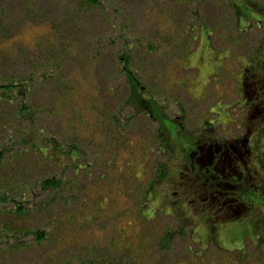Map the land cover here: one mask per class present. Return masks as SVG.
Masks as SVG:
<instances>
[{
    "label": "rangeland",
    "instance_id": "obj_1",
    "mask_svg": "<svg viewBox=\"0 0 264 264\" xmlns=\"http://www.w3.org/2000/svg\"><path fill=\"white\" fill-rule=\"evenodd\" d=\"M254 1L264 8V0ZM15 2L7 9L10 14L14 9L12 15L20 19L19 27L22 31L28 30L25 41H32L28 45L33 49L38 38L47 31L46 27L58 21L61 3L45 0L37 7V3L25 2L32 8L30 13V6L26 9ZM201 2L110 0L106 8L76 13L73 21H68L65 27L59 26L53 51L31 50L32 60L20 62L18 58L22 54L26 56L23 50L26 44H20L13 49L11 63L0 68L4 75L19 76L42 59L49 67L56 60L63 62L55 74L60 78L43 83L38 92L37 102L43 112L40 124L59 140L80 146L88 153L92 164L87 174L86 164L79 161L83 170L76 174L75 170L67 168L71 163L68 157H64L63 167L56 168L51 163L40 165L31 154L25 160L27 165L17 170L21 177L6 165L0 168L2 189L10 181L18 183L16 186L20 188L30 189L24 175L43 179L65 172L67 176L64 192L69 201L61 210H67L65 217L73 214L74 222L56 223L48 216H30L22 221L25 227L46 228L55 235L53 244L39 252L42 259L39 264H51L47 258L52 255L95 254L98 259L110 261L116 244L138 236L139 229L132 230L129 222L134 224L132 215L141 205L145 188L153 180L160 161L167 178L157 185L155 194L150 192L154 201L143 214L151 215L160 205L166 215L174 216L182 208L181 201L185 197L186 207L192 208L187 217L194 227L187 230L186 236L176 237L170 252H162L157 244L159 235L168 228L179 227L173 218L162 215L161 223L145 240V257H139L140 264H232L231 261L240 259L245 245L249 253L256 252L253 248L264 235V183L254 178L252 190L248 191L246 185L241 186L239 174L232 173L224 177V183L217 184L223 195L220 201L208 199L204 190L200 202L196 186H191L196 180L188 182L190 193L176 188L180 183L179 173L199 137L229 139L241 134L245 124L252 126V134L264 125V102L252 107L248 115L242 108L243 103H238L241 94H247L248 100L252 98L248 81L241 78L244 68L264 58V15L254 12L246 0H204L200 6ZM231 4L236 5L239 18ZM125 41L136 76L145 91L143 99L153 100L152 113L156 121L149 113L124 107L130 91L124 75L120 74L118 58ZM251 58H255L253 62ZM255 72L262 74L258 68ZM243 87L246 89L241 92ZM112 114L120 121L114 123L110 118ZM6 118L10 121L8 116ZM158 126L165 133L161 144L156 138ZM253 143L257 146L255 159L244 158L242 166H248L252 175L264 178V136L255 138ZM153 144L155 153L147 156L146 150ZM158 147L164 151L171 147V154L158 153ZM172 185L179 191L176 195L175 189L170 188ZM104 195L108 198L102 205L107 203L104 208L96 203L91 204V208L84 205V199L99 200ZM218 204L228 205V208L221 211ZM89 213L92 219L85 222L82 217ZM226 216L233 218L225 222ZM5 223V220L0 222V231ZM135 224L141 227V223L135 221ZM193 228L194 240L190 237ZM215 249L234 252L216 254L211 260L193 255L194 252L196 256L215 254ZM260 252L264 253V248ZM255 255L247 264H264V256ZM33 256L29 250L6 253L0 257V264H30ZM236 264L246 262L236 261Z\"/></svg>",
    "mask_w": 264,
    "mask_h": 264
},
{
    "label": "trees",
    "instance_id": "obj_2",
    "mask_svg": "<svg viewBox=\"0 0 264 264\" xmlns=\"http://www.w3.org/2000/svg\"><path fill=\"white\" fill-rule=\"evenodd\" d=\"M14 1L18 2L19 6L27 9V7L30 6L28 5L30 2H32V4L37 3V7H39L42 6L45 0H0V68H2L4 64L7 65L11 63L10 60L14 59L12 57L13 49L20 44H26L23 48L26 56L22 54V56L18 58V61L20 62L27 63L32 60L29 56L31 50H37L40 51V53H42L41 51L46 50L53 51L54 45L56 46L57 29H59V26L65 27L68 21H73V16L76 13L99 11L102 8H106V6H108L107 4L110 2V0H57L58 3H61V12L58 13L57 17L58 21L56 23L53 21L52 25L46 27L47 31L38 38L37 42L34 44L36 47L31 49L28 43L31 44L32 41L26 42L24 36L26 34L25 31L28 30L22 31L23 29L18 25L20 19L17 16L14 17L12 15L14 9L11 10V14L7 9ZM203 1L204 0H202L200 6H202ZM25 2L28 4H25ZM246 3L254 12L264 15V8L257 5L254 0H246ZM231 6L233 7L232 9L237 12L239 18V12L236 5L231 4ZM28 10L31 13V6ZM37 25L38 23L36 25L33 24V26ZM124 28L125 24L120 30L122 31ZM123 43L124 46L119 53L118 64L121 66L120 74L124 75L130 91V97L126 101L124 107L134 108L139 113H149V117L156 121L152 113L153 100L143 99L145 91L142 88V83L136 76L135 69L131 62V56L128 53L127 48L128 42L125 41ZM253 59L254 58H251L250 62H253ZM46 64V60L42 59L41 62H38L35 66L31 67V70L25 71V73L19 76H12L9 73L7 75L0 73V168H3L6 165L8 169L12 171L16 170L17 177H21L22 174L18 173L17 170H20L18 168L25 167L27 165L25 160L31 154H34L40 165L43 166L45 163H51L56 168L63 167L64 157H68L71 163L67 168H72L75 170L76 174L83 170L78 164L79 161H83L86 164L85 171L89 174L91 172L92 164L90 163L87 152L76 144H69L65 140H59L55 134L49 133L41 127V114L43 112L39 107V101L37 102L38 92L42 88L43 83L56 81L60 78L55 74L60 71L63 62L56 60L51 67L46 66ZM256 65L262 73L261 76L264 78V58ZM262 93L264 94V89ZM263 94L262 96H264ZM119 113L122 115L120 111ZM6 116L10 118V121L7 120ZM183 117L184 115L182 118ZM110 118L114 123L120 121L115 114H112ZM126 120L129 119L127 118ZM164 136V130L158 126L156 138L160 144L162 142L161 138ZM153 148H155L154 144L146 150L147 156H150V153L152 155L155 153ZM171 149L172 148L170 147L164 151L158 147L157 152L160 153L161 151L164 155L168 156L171 154ZM146 162L148 163V161ZM24 177L25 181L31 185L30 189L20 188L19 185L16 186L18 183H13V181H10L3 189L0 187V222L2 223V220L6 221L5 226L2 227L0 231V257L2 258V255L6 253L29 250L30 253H34V256L30 260V264H39L42 262V259L38 256L39 252L44 251L53 244V238L55 235H52V231H49V229L46 228L25 227L22 224V221L30 216H48L50 219L54 218L56 223H59L61 220L66 224L74 222L73 214L65 217L64 215L67 210H61L62 206H68L67 202L69 201L64 192L66 190L65 184L67 183V176L65 175V172H63L57 175L53 173L49 177H44L43 179L42 177L28 178L26 175H24ZM102 178H104V176ZM166 178L165 167L162 161H160L157 164L153 180L145 188L146 191L140 202L141 205L138 206L137 211L132 215L134 224L129 222V225L132 226V230L137 231L139 229L138 236L134 237L133 240L127 238L125 242L122 241V243L116 244L114 247L115 255H113L110 261L98 259L95 254H88L85 256L79 255L70 257H67V255H61L59 257L52 255L47 258V262L51 264H140V261H138L139 257H145V254H143L146 248L145 240L148 239L149 234H152L156 230L157 224L161 223L159 218H161L162 215H164V217H171L179 223V227L176 230L168 228L164 234L159 235L157 240L158 249L160 251L170 252L172 250V245L175 243L176 237L186 236L187 230L194 226L193 221L191 222V219L187 217V215L191 214L192 208L186 207L185 197L181 201L182 208L177 210L174 216L166 215L164 213L165 209L160 205L155 212L153 211V213H151V215L148 216L147 214H143V210L147 209L148 204L154 201L152 195L153 193L155 194L156 189L158 188L157 185ZM72 182L73 181H71V183ZM196 182L197 181H195L194 184H191V186H196L198 199L201 202L200 199H202L204 187L200 181ZM172 187L170 188L172 190L175 189V195L179 192L176 190V188L179 187L182 188V193L185 191L190 193V185L186 186L184 182L181 184L179 183L176 188L174 185H172ZM72 189L73 188L70 187L71 192H73ZM240 191L243 192V189L241 188ZM150 192H152L151 196ZM106 200L108 202V198L105 195L99 200H90L89 198H86L84 199V205L91 208V204L96 203L104 208L107 203L104 206L102 205ZM220 206V208H217L221 211L228 208V205ZM12 216L13 218L11 219ZM82 218H84L85 222H90L92 215L89 213ZM231 218L233 217L226 216L224 220L225 222L231 221ZM135 221H137V224L141 223L140 228L136 226ZM232 222H234V219ZM190 232V237L194 240V237L196 236L194 228L191 229ZM1 248H4L3 251ZM263 248L264 235H261L257 245H255L253 249L256 251L255 253L264 256V253L260 252ZM215 251V254L205 253L203 256H196L197 252H194L193 255L201 260H211L216 254H231L234 252L217 249H215ZM255 253H249L248 248H246L245 245L240 252L241 257L243 258L239 257L240 259H236L232 257L231 259H236L238 262L245 261L247 264V261L249 262L250 259L253 257L255 258ZM236 261L231 262L232 264H236Z\"/></svg>",
    "mask_w": 264,
    "mask_h": 264
},
{
    "label": "flooded vegetation",
    "instance_id": "obj_3",
    "mask_svg": "<svg viewBox=\"0 0 264 264\" xmlns=\"http://www.w3.org/2000/svg\"><path fill=\"white\" fill-rule=\"evenodd\" d=\"M256 64L257 62H253L248 67L244 68L241 75L243 80L248 81V90L252 92L251 100L247 99V94H243V96L241 94L240 101L238 102L243 103L242 108H245V113L247 115L252 111V107H258L264 102V96H262L264 78L260 76V73L255 72V69L257 68ZM245 89L246 87L241 88V92ZM259 100L261 101L259 104H254L255 101ZM249 101L251 102L249 103ZM252 124L257 125V123ZM245 126L246 127L241 134L230 136L229 139H219L210 135L199 137L195 142V145L192 146L193 149L189 158L186 160V163L182 167L183 170L179 173L178 180L180 181V184L184 182L187 186L190 180H196L197 182L200 181L204 190H207V198L220 201V197L223 195L218 190L217 184L224 183V177H227L228 175L232 176V173L239 174V180L242 181L241 186L246 185L248 191L252 190L250 187L252 186L254 178L264 183L263 177L252 175L246 164L245 168L242 166L244 158H248L249 161L255 159L257 146H255L253 142L255 138L257 139L258 137L260 138L261 136H264V125L262 124L260 128H257L256 134H252L253 130L251 129V125L248 127V125L245 124ZM260 166L262 168V165ZM220 169H222V172H220ZM186 172L192 176H188ZM244 179H246V181H244ZM214 189H216V191Z\"/></svg>",
    "mask_w": 264,
    "mask_h": 264
}]
</instances>
